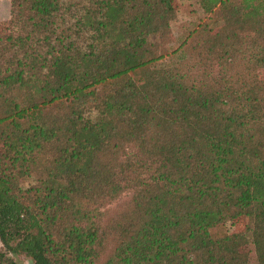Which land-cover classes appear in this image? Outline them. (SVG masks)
Wrapping results in <instances>:
<instances>
[{
    "label": "trees",
    "instance_id": "1",
    "mask_svg": "<svg viewBox=\"0 0 264 264\" xmlns=\"http://www.w3.org/2000/svg\"><path fill=\"white\" fill-rule=\"evenodd\" d=\"M9 4L0 264H264V0Z\"/></svg>",
    "mask_w": 264,
    "mask_h": 264
},
{
    "label": "rangeland",
    "instance_id": "2",
    "mask_svg": "<svg viewBox=\"0 0 264 264\" xmlns=\"http://www.w3.org/2000/svg\"><path fill=\"white\" fill-rule=\"evenodd\" d=\"M173 6L177 10L176 18L172 22V30L167 37L169 43V52L175 50L185 36L198 24L206 19L199 6V0H173ZM9 0H0V33L7 32V23L9 20ZM259 76L264 79V69L259 71ZM29 180L23 182L27 186ZM127 199L123 196L122 200L115 202L105 208L107 211H112L117 205L122 204ZM247 220L242 218L233 224V231H240L245 226ZM1 246V243H0ZM252 249V248H251ZM16 264H33L26 256L20 254H9ZM253 252L250 253V258L253 260Z\"/></svg>",
    "mask_w": 264,
    "mask_h": 264
}]
</instances>
